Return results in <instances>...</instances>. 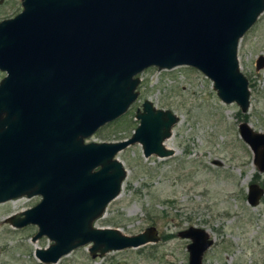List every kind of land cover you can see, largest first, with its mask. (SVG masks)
<instances>
[{"label":"water","instance_id":"obj_1","mask_svg":"<svg viewBox=\"0 0 264 264\" xmlns=\"http://www.w3.org/2000/svg\"><path fill=\"white\" fill-rule=\"evenodd\" d=\"M23 11L0 23V203L41 195L42 202L7 220L36 225L33 241L43 264L91 244L90 255L159 241L154 227L135 236L92 223L121 189L123 166L114 156L139 144L145 158H166L163 147L178 118L145 100L132 137L84 145L101 126L122 117L137 97L139 75L188 67L210 80L224 104L245 114L248 81L239 71V40L264 11V0H25ZM264 68L259 56L256 70ZM238 133L264 173V133L240 122ZM264 191L250 184L255 207ZM189 239L188 264H202L212 241L202 229Z\"/></svg>","mask_w":264,"mask_h":264},{"label":"rangeland","instance_id":"obj_2","mask_svg":"<svg viewBox=\"0 0 264 264\" xmlns=\"http://www.w3.org/2000/svg\"><path fill=\"white\" fill-rule=\"evenodd\" d=\"M20 11L19 5H3L0 21ZM259 55L264 57V12L237 48L239 71L250 92L245 114L235 104H224L210 80L191 68H148L138 76L134 104L88 141L115 143L130 138L138 125L134 114L147 100L178 118L163 143L174 154L144 158L139 144L118 152L114 158L122 163L125 177L93 227L129 237L154 227L160 241L94 259L88 253L91 244H86L53 264H187L188 241L177 233L188 227L204 229L213 240L203 264H264V194L255 207L246 201L250 184L264 188V173L254 168L252 153L238 133L240 122L264 133V68L255 67ZM4 76L0 72V80ZM39 200L24 197L0 203V264H42L34 252L47 249L50 241L43 237L33 244L36 227L14 229L7 222Z\"/></svg>","mask_w":264,"mask_h":264},{"label":"flooded vegetation","instance_id":"obj_3","mask_svg":"<svg viewBox=\"0 0 264 264\" xmlns=\"http://www.w3.org/2000/svg\"><path fill=\"white\" fill-rule=\"evenodd\" d=\"M24 1H25V0H0V7L3 6V5L9 4V5H19L20 8H21V11H20L19 13H17L16 15H14L12 18L4 19V20H2V21L13 19V18H15L17 15H19V14L23 11L22 4L24 3ZM263 12H264V11H263ZM263 12H262V13H263ZM262 13H260V15H261ZM260 15L257 17L256 21L259 19ZM2 21H0V23H1ZM255 23H256V22H255ZM255 23H254V24H255ZM250 29H251V28H250ZM250 29H249V30H250ZM247 31H248V30H247ZM247 31H246V32H247ZM246 32H245V33H246ZM243 36H244V35H243ZM259 56H261V55H259ZM259 56L257 57L256 61L258 60ZM256 61H255V63H256ZM255 67H256V66H255ZM2 73H4V72H2ZM4 74H5V76H6V73H4ZM5 76H4V77H5ZM4 77H3V78H4ZM3 78H2V79H3ZM2 79H1V80H2ZM1 80H0V81H1ZM133 104H134V103H133ZM130 106H131V105H130ZM129 109H130V107L128 108V110H129ZM128 110H127V111H128ZM137 110H138V109H137ZM137 110H136V111H137ZM127 111H126V113H127ZM126 113H125V114H126ZM135 113H136V112H135ZM125 114H124V115H125ZM134 115H135V114H134ZM120 118H121V117H120ZM120 118H119V119H120ZM111 123H112V122H111ZM108 124H109V123H108ZM106 125H107V124H106ZM103 126H105V125H103ZM103 126H101L100 128H102ZM137 126H138V125H137ZM137 126H136V128H137ZM100 128H99V129H100ZM136 128H135V129H136ZM99 129H98V130H99ZM135 129L133 130V133H134ZM98 130H97V131H98ZM97 131H96V132H97ZM96 132H95V133H96ZM95 133H93L90 137L85 138V139L83 140L84 145H90V144H116V143H120V142H123V141H126V140L130 139V138L132 137V135H133V133H132V135H131L130 138L125 139V140H122V141H119V142H115V143H97V142H90V141H88V139L91 138ZM163 143H164V142H163ZM130 146H131V145H130ZM128 147H129V146H128ZM163 147H164V144H163ZM164 148H165V147H164ZM165 149H167V150H172V149H168V148H165ZM172 151H173V150H172ZM173 154H174V151H173ZM173 154H172L171 156H173ZM142 155H143V152H142ZM171 156H167L166 158H169V157H171ZM114 157H115V156H114ZM143 157H144V156H143ZM144 158H145V157H144ZM162 159H163V158H162ZM113 160H117L118 162H120V161H119L118 159H116V158H113ZM120 163H121V162H120ZM121 164H122V163H121ZM258 185H259V184H258ZM259 187H260L261 189H263V191H264V188H263L262 186H259ZM24 197H25V198L39 197V199H40L39 202H38L36 205H34L33 207H31V208L25 210L24 212L33 209L34 207H36L37 205H39V204L42 202V196H41V195H33V196H31V197L22 196V197H18V198L11 199V200L21 199V198H24ZM11 200H8V201H11ZM107 206H108V205H107ZM107 206H106V207H107ZM106 207H105V209H106ZM21 213H23V212H21ZM21 213H18V214H21ZM103 213H104V211H103ZM103 213H102V214H103ZM18 214H15V215H18ZM12 216H14V215H12ZM12 216H11V217H12ZM102 216H103V215H101L99 218H101ZM11 217H9V218H11ZM9 218H8V219H9ZM94 222H96V220H95ZM94 222L92 223V228H94V227H93ZM8 223H9V222H8ZM9 224H10L14 229H24V228H26V227H28V226H34V227H36L37 231H36V233L33 235V237L31 238V243H33V244H34L38 239L43 238V237H45L48 241H50L46 236H42V237L38 238L37 240L33 241V238L35 237V235H36L37 232H38V227H37L36 225L28 224V225H25V226H22V227H14L11 223H9ZM148 228H149V227H148ZM189 228H191V227H188L187 229L178 232V233H177V236L179 237V234H180V233H182V232L188 230ZM193 228H194V227H193ZM94 229H96V228H94ZM146 229H147V228H146ZM155 229H156V228H155ZM197 229H198V228H197ZM202 230L205 231L204 229H202ZM156 231H157V230H156ZM205 232H206V231H205ZM141 233H142V232H141ZM206 233H207V232H206ZM207 234H208V233H207ZM157 235H158V237H159V241H160V236H159V234H158V231H157ZM179 238H180V237H179ZM181 239H182V238H181ZM209 239L212 241V244L210 245V247H212V245H213V240L210 238V236H209ZM184 240H187V241H188V244L186 245V248H185V249H186V252H187V254H188L187 246H188L191 242H190L189 239H184ZM159 241H158V242H159ZM158 242H157V243H158ZM51 244H52V241H50V245H49V247L51 246ZM91 246H92V243H91ZM49 247H48V248H49ZM82 247H84V246H82ZM210 247L204 252V254L210 249ZM48 248H47V249H48ZM79 248H81V247H79ZM76 249H78V248H76ZM76 249H75V250H76ZM41 250H45V249H40V248H39V249H36L35 252H34V257H35L40 263H42V262L38 259L37 255H36V252H37V251H41ZM72 251H74V250H72ZM72 251H71V252H72ZM71 252H70V253H71ZM88 253H89V251H88ZM204 254H203V256H202V264H203V257H204ZM89 255H90V253H89ZM97 255H98V254H96V256H97ZM64 256H65V255H64ZM64 256H62L61 258H63ZM96 256H95L94 258H96ZM90 257H91L92 259H94L91 255H90ZM61 258H60V259H61ZM188 258H189V254H188ZM60 259H59V260H60ZM59 260H58V261H59ZM58 261H57V262H58ZM42 264H43V263H42ZM187 264H188V262H187Z\"/></svg>","mask_w":264,"mask_h":264},{"label":"trees","instance_id":"obj_4","mask_svg":"<svg viewBox=\"0 0 264 264\" xmlns=\"http://www.w3.org/2000/svg\"><path fill=\"white\" fill-rule=\"evenodd\" d=\"M244 120H245V117H244Z\"/></svg>","mask_w":264,"mask_h":264}]
</instances>
